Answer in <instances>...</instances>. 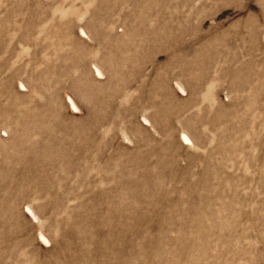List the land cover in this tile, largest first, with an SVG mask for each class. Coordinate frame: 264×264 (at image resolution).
<instances>
[{
  "label": "rangeland",
  "instance_id": "rangeland-1",
  "mask_svg": "<svg viewBox=\"0 0 264 264\" xmlns=\"http://www.w3.org/2000/svg\"><path fill=\"white\" fill-rule=\"evenodd\" d=\"M108 263L264 264V0H0V264Z\"/></svg>",
  "mask_w": 264,
  "mask_h": 264
},
{
  "label": "bare ground",
  "instance_id": "bare-ground-1",
  "mask_svg": "<svg viewBox=\"0 0 264 264\" xmlns=\"http://www.w3.org/2000/svg\"><path fill=\"white\" fill-rule=\"evenodd\" d=\"M71 105L72 106H74V104L73 103H71ZM74 110V109H73ZM171 171V170H170ZM166 172V171H165ZM176 172V171H175ZM186 173V172H185ZM192 173V172H191ZM192 175V174H191ZM173 180V179H172ZM164 198V197H163ZM165 205V204H164ZM139 214V213H138ZM177 215V214H176ZM175 215V216H176ZM167 216V215H166ZM134 217V216H133ZM95 218V217H94ZM157 218V217H156ZM128 219V218H127ZM138 219V218H137ZM165 220V219H164ZM114 221V220H113ZM144 221V220H143ZM149 221V220H148ZM167 222V221H166ZM97 223V222H96ZM114 224V223H113ZM145 224V223H144ZM169 225V224H168ZM173 225V224H172ZM125 226V225H124ZM135 226H136V224H135ZM164 226V225H163ZM131 227V226H130ZM169 227V226H168ZM149 228V227H148ZM151 229V228H150ZM118 230V229H117ZM129 234V233H128ZM130 237H131V235H130ZM85 239V238H84ZM119 239V238H118ZM127 240V239H126ZM142 243V242H141ZM136 245V244H135ZM139 253V252H138ZM109 255V254H108ZM99 256V255H98ZM144 261V260H143ZM109 264V263H108Z\"/></svg>",
  "mask_w": 264,
  "mask_h": 264
}]
</instances>
